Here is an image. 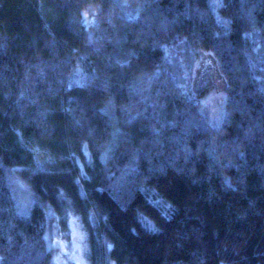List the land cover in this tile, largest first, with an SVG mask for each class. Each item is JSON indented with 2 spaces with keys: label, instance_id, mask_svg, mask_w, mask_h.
Segmentation results:
<instances>
[{
  "label": "trees",
  "instance_id": "1",
  "mask_svg": "<svg viewBox=\"0 0 264 264\" xmlns=\"http://www.w3.org/2000/svg\"><path fill=\"white\" fill-rule=\"evenodd\" d=\"M64 195L93 264H264V0H0V264H48Z\"/></svg>",
  "mask_w": 264,
  "mask_h": 264
},
{
  "label": "rangeland",
  "instance_id": "2",
  "mask_svg": "<svg viewBox=\"0 0 264 264\" xmlns=\"http://www.w3.org/2000/svg\"><path fill=\"white\" fill-rule=\"evenodd\" d=\"M118 46L120 57H127L132 53L124 35H121ZM133 54L134 52L131 55ZM212 54L211 51L199 49L200 60L195 70L194 84L195 91L199 93L198 98L201 102L202 111L208 115L213 125L219 126L226 115V82L220 72L215 73L212 71L210 76L207 74L213 67L216 68L212 64L214 61L212 57L210 58L213 60L211 59L209 64L203 65L204 57ZM131 55L126 59L128 60ZM203 68L206 75H204L205 78H200ZM204 91L205 93H202ZM126 135L127 133L121 131L119 127L117 128L112 142L104 150V158L107 159L115 152L119 142ZM35 201L32 194L25 195L24 201H21L22 210L24 212L29 211ZM49 212L51 227L46 234L50 251L48 264H93L88 231L84 227L71 199L64 195L59 209L51 206ZM92 220L94 221L93 216Z\"/></svg>",
  "mask_w": 264,
  "mask_h": 264
}]
</instances>
